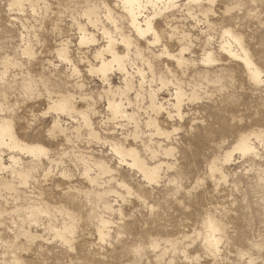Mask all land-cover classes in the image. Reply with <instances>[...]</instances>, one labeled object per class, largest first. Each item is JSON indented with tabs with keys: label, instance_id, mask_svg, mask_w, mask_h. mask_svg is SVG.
Segmentation results:
<instances>
[{
	"label": "rangeland",
	"instance_id": "obj_1",
	"mask_svg": "<svg viewBox=\"0 0 264 264\" xmlns=\"http://www.w3.org/2000/svg\"><path fill=\"white\" fill-rule=\"evenodd\" d=\"M140 1L0 0V264H264V0Z\"/></svg>",
	"mask_w": 264,
	"mask_h": 264
},
{
	"label": "bare ground",
	"instance_id": "obj_2",
	"mask_svg": "<svg viewBox=\"0 0 264 264\" xmlns=\"http://www.w3.org/2000/svg\"><path fill=\"white\" fill-rule=\"evenodd\" d=\"M144 1V0H143ZM124 2L126 3V5L130 8V10H132L133 11V9H135V8H137V9H139V11H140V9H141V7H142V5H141V1L140 0H124ZM147 22V24H148V26H149V24H150V20H147L146 21ZM134 23L139 27V28H141V24H140V22L138 21V17L137 16H135L134 17ZM134 28V27H133ZM226 45L228 46V48H230V49H232V44H231V42H229V41H227L226 42ZM224 47H226V46H224ZM227 48V49H228ZM229 49V50H230ZM121 69V68H120Z\"/></svg>",
	"mask_w": 264,
	"mask_h": 264
}]
</instances>
